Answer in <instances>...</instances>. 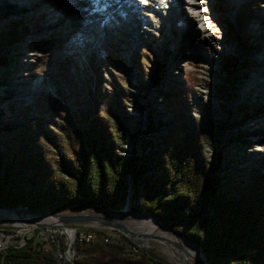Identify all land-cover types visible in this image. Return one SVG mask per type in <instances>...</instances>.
<instances>
[{"label":"rangeland","instance_id":"obj_1","mask_svg":"<svg viewBox=\"0 0 264 264\" xmlns=\"http://www.w3.org/2000/svg\"><path fill=\"white\" fill-rule=\"evenodd\" d=\"M74 1L5 0L23 7L0 9V148L6 150L28 126L38 134L42 128L55 132V124L84 128L83 120L98 110L124 118L116 142L124 156H142L168 132L162 125L171 97L184 90L189 114L216 136L206 154L223 181L244 186L253 171L264 173V134L257 135L264 133V0H205L214 9V26L206 29L185 0H120L131 1V16L115 9L106 14L98 0ZM89 12L105 16L93 21ZM227 60L235 67L227 68ZM52 106L63 111L56 114ZM241 132L251 134L246 143L238 141ZM131 205L132 190L128 212L126 203L120 210L70 207L57 214H120L115 220L127 231L149 235L142 240L100 221L55 225L49 218L41 221L47 226H20L15 213L0 210V246L45 244L40 264L51 261L53 240L60 253L75 247L74 264H141L140 248L168 264H185L186 257L187 264H197L177 245L150 234L144 219L188 242L178 233L182 227L132 212ZM81 235L93 239L77 245Z\"/></svg>","mask_w":264,"mask_h":264},{"label":"trees","instance_id":"obj_2","mask_svg":"<svg viewBox=\"0 0 264 264\" xmlns=\"http://www.w3.org/2000/svg\"><path fill=\"white\" fill-rule=\"evenodd\" d=\"M227 65L235 67L231 60ZM188 101L184 90L171 97L162 125L168 132L134 158L124 156L116 142V134L125 130L119 114L96 110L83 120L84 128L55 124V132L42 128L38 134L26 127L6 150L0 148V204L34 212L120 210L132 190V212L182 227L179 235L209 262L264 264L263 169L253 171L244 186L225 183L206 154L216 136L189 114ZM250 135L241 132L238 141L246 143ZM58 150L57 158L48 156ZM44 245L37 249L29 240L10 246L0 253V264H40L37 255L46 252ZM51 245L46 264H56L57 247ZM140 250L141 264H168Z\"/></svg>","mask_w":264,"mask_h":264},{"label":"bare ground","instance_id":"obj_3","mask_svg":"<svg viewBox=\"0 0 264 264\" xmlns=\"http://www.w3.org/2000/svg\"><path fill=\"white\" fill-rule=\"evenodd\" d=\"M75 3L76 1L74 0H62V5H66L68 3ZM99 5V8L103 9L104 13H110L111 10L114 11H123L126 10V12H128L127 14L129 16L132 15L131 13V9L133 7L127 6L128 4H131V1L129 3H126L125 1L120 2V0H98L97 1ZM116 3V4H114ZM110 4H113V7L110 6ZM187 7H189V9L194 13V19L197 20V22L199 23L200 27H202L203 29L206 28H213V23L214 20L212 18L213 14H214V9H212L208 3L205 0H185L184 3ZM264 7V3L261 4ZM76 7L78 6H82L79 4H75ZM23 5L19 4V3H13V2H5V0H0V9L1 8H5V9H9V10H15L18 11L20 9H22ZM102 13V12H101ZM124 13V12H123ZM89 16H91L90 18L95 21V20H99L100 17H104L105 15H96L93 12H89ZM134 18V17H133ZM261 24V23H260ZM261 28V26H260ZM221 40V39H220ZM217 52H221V49H217ZM22 88H27L26 86H22ZM120 217V214H114V219H118ZM12 218L14 219L15 223L17 225H22V226H26L28 225L29 222H41V221H50L49 217H40V218H35V217H31V216H27V218L19 215V214H12ZM56 222V221H55ZM144 223L148 226H150V234L159 237L164 243L167 244H175L177 246L181 247V250H184L185 253L192 259H194L197 264H207L204 261V258L202 256V254L200 253V251L194 247L192 244L186 242L185 240H182L179 237H175L170 229L164 227V225H160L157 224L155 222H152L150 220H146L144 219ZM136 251L139 252V249H137Z\"/></svg>","mask_w":264,"mask_h":264},{"label":"water","instance_id":"obj_4","mask_svg":"<svg viewBox=\"0 0 264 264\" xmlns=\"http://www.w3.org/2000/svg\"><path fill=\"white\" fill-rule=\"evenodd\" d=\"M0 210L1 211H8V212H12V213H15V214H19L21 216L24 217V215L27 214V216H32V217H36V218H40V217H49L51 219H53L54 221L56 222H53L55 223V225H60L61 223H64V224H72V223H86V222H93V221H100L106 225H109V226H112L114 228H117V229H120L122 232H124L126 235L130 236L131 238H134V239H144L146 238L147 234H139V233H133V232H129L126 230V228L116 222L115 219H111V218H98V217H93V216H75V217H68V216H60L58 215L57 213L53 212V211H47V212H34V211H29V210H25V209H22V208H19V207H13V206H8V205H4V204H0ZM126 212L129 211L128 209V202H127V206H126ZM109 212V211H107ZM29 223H32V224H35L36 226H40V227H43V226H47L48 224H46V222H41V223H35V222H29ZM162 224V223H161ZM179 249H181L180 246H177ZM200 250V249H199ZM200 252L202 253V255L204 256L203 252L200 250ZM154 256V255H153ZM157 260H161L159 257L157 256H154ZM204 258L206 259V257L204 256ZM187 260L188 258L186 257L185 259V264H187ZM206 263L207 264H213L211 262H209L207 259H206Z\"/></svg>","mask_w":264,"mask_h":264},{"label":"built area","instance_id":"obj_5","mask_svg":"<svg viewBox=\"0 0 264 264\" xmlns=\"http://www.w3.org/2000/svg\"><path fill=\"white\" fill-rule=\"evenodd\" d=\"M91 239H93L92 236L86 237V236L81 235L80 236V240H78L77 245H79L80 243H83V242H88ZM53 241H54V243L56 244V247H57V251H56V254H55L56 264H65L64 261L61 260V259H64V258L69 262V264H74L73 263V253L76 251L75 247H73L72 244H69L67 246V248L64 249L62 253H60L61 252V250H60L61 245L59 243H56L55 240H53ZM25 244L26 243L22 244L20 247L24 246ZM8 248L9 247L4 248V247L0 246V253L1 252L6 253Z\"/></svg>","mask_w":264,"mask_h":264}]
</instances>
